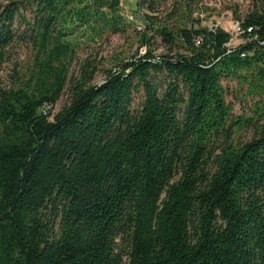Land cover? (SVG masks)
Listing matches in <instances>:
<instances>
[{"label": "trees", "instance_id": "16d2710c", "mask_svg": "<svg viewBox=\"0 0 264 264\" xmlns=\"http://www.w3.org/2000/svg\"><path fill=\"white\" fill-rule=\"evenodd\" d=\"M165 2L137 0L138 48L107 66L122 0H0V68L31 52L0 74V264H264V3L235 5L233 44Z\"/></svg>", "mask_w": 264, "mask_h": 264}, {"label": "rangeland", "instance_id": "374dc122", "mask_svg": "<svg viewBox=\"0 0 264 264\" xmlns=\"http://www.w3.org/2000/svg\"><path fill=\"white\" fill-rule=\"evenodd\" d=\"M165 4L162 6V9H165L168 7V5L171 3V0H165ZM190 3L193 6L194 11H202L200 14L202 16H205L206 19L204 22H211L212 19H215L219 21L223 27L227 29H231V23L233 19L236 18L235 16V5L238 7V11L242 14H244L250 7H252L255 2L254 0H189ZM264 3V0H259ZM122 4L124 7V10L126 13L134 12L136 19L133 22V26L129 28L126 32H119V33H113L110 34V36L104 40V42L101 43L100 47L98 48L101 50L103 55H106L108 58L105 62V65L110 66L112 64V58L110 57L114 56L115 54L119 55H130L133 53L137 48L139 44V37H138V29L140 27L138 25H141L142 27L145 26L144 19L133 10V8L137 5V0H122ZM138 27L135 29V27ZM141 27V28H142ZM158 48L156 49L157 53L160 51L166 50V45L162 43L161 38L158 36ZM245 40V37L243 36H235L232 40L233 44L241 43ZM161 45V46H160ZM31 55L30 50L25 45H15V47L11 48V54L5 61L3 62L1 68H0V74L4 78L5 81L11 80V75L13 72V66L15 65V59L17 58L19 61L23 63H27L29 60V57ZM78 65L75 63L73 64L71 68L70 75L74 71H76ZM105 72L103 70H100L96 76V81H100L104 78ZM225 83H230L232 85L237 84V79H233L228 81V79L224 80ZM246 86L240 88L236 95H231V98L235 101V111L241 112L244 110V108L248 109L249 105L251 104L252 98L250 95H247L245 98H243L244 95H246L245 92ZM69 100V92H68V86L66 87L64 93L61 95V97L56 102L55 106L53 107V111L56 112L59 109L62 108V106L67 103ZM248 136L247 131H243L242 137Z\"/></svg>", "mask_w": 264, "mask_h": 264}, {"label": "built area", "instance_id": "2783aa9c", "mask_svg": "<svg viewBox=\"0 0 264 264\" xmlns=\"http://www.w3.org/2000/svg\"><path fill=\"white\" fill-rule=\"evenodd\" d=\"M128 15H129V18L136 19V18H135V15H134L133 13H129ZM206 20H207V19H206ZM205 23H207V24L210 25L211 27H215V26H217V25H221V26H223L219 21H217V20H215V19H212L211 22H205ZM138 26H139L140 28L142 27L141 25H138ZM226 29H227V28H226ZM228 30H229V31L231 32V34H232V36H231V40H230V42L232 43V40H233V38H234L235 36H242V34H243L244 32H246L247 30H248V31L253 30V27H252V26H247V27H246L240 19L235 18V19H233V21H232V23H231V29H228ZM197 41L200 42L201 39L198 38ZM140 50H141V52H144V51H145V47L142 46Z\"/></svg>", "mask_w": 264, "mask_h": 264}]
</instances>
